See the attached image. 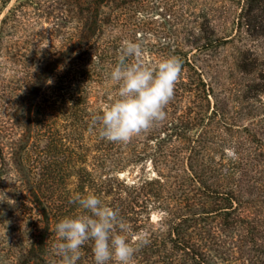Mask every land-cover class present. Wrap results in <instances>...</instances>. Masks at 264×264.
<instances>
[{"label":"rangeland","instance_id":"obj_1","mask_svg":"<svg viewBox=\"0 0 264 264\" xmlns=\"http://www.w3.org/2000/svg\"><path fill=\"white\" fill-rule=\"evenodd\" d=\"M85 1L0 0V264L23 262L32 225L42 218L30 192L38 147L65 136L71 149L81 140L74 131L76 105L86 98L90 109L103 107V97L117 91L77 57ZM104 1L102 45L109 39L119 50L123 40L139 42L148 66L170 56L190 63L166 118L108 146L113 164L125 166L118 176L162 177L173 208L179 190L197 184L190 181L194 173L213 157L221 163L215 169L242 167L229 183L238 179L240 197L251 198L261 178L260 160L252 156L264 146V0ZM81 68L89 72L84 83L77 81ZM86 147L91 153L90 141ZM209 173L207 182L216 181ZM160 216L152 211L150 220Z\"/></svg>","mask_w":264,"mask_h":264},{"label":"trees","instance_id":"obj_2","mask_svg":"<svg viewBox=\"0 0 264 264\" xmlns=\"http://www.w3.org/2000/svg\"><path fill=\"white\" fill-rule=\"evenodd\" d=\"M105 3L104 0L85 1L75 46L79 48L77 57L87 59L91 65L94 78L107 82L119 50L109 39L103 45L100 43L108 26L101 11ZM90 42L89 49L84 50L83 46ZM181 61L182 68L190 66L186 59ZM88 68L78 69L77 81L82 75L87 77ZM115 95L104 96L102 104L109 103ZM82 100V104L76 105L74 122V131L81 140L72 143L70 149L66 137L62 136L38 147L41 149L34 154L31 202L42 218L39 224L32 225L31 243L21 264H58L53 249L57 240L54 225L65 216L81 214L77 205L69 203L70 196L76 192L99 196L126 219L130 236L136 233L146 236L148 242L138 248L133 264H264V146L252 156L260 160L261 183L258 182L251 198L240 197L238 179L229 183L230 179L239 177L242 167L215 169L221 163L210 157L206 160L208 166L194 173L190 180L198 183H188V192L179 190L172 208L165 201L162 177L118 176L125 166L113 164L114 159L107 152L112 142L101 140L96 132L89 131L92 116L103 107L90 109L86 98ZM161 133L169 139L168 128ZM87 141L91 142V153L86 147ZM209 171L217 176L212 183L206 180ZM71 176H74L72 183L68 181ZM193 191L196 196L190 197L188 193ZM152 211L161 214L155 223L150 220ZM77 264H94L90 242L82 246Z\"/></svg>","mask_w":264,"mask_h":264},{"label":"clouds","instance_id":"obj_3","mask_svg":"<svg viewBox=\"0 0 264 264\" xmlns=\"http://www.w3.org/2000/svg\"><path fill=\"white\" fill-rule=\"evenodd\" d=\"M143 56L141 43L121 42L109 74L118 86L115 98L91 119L89 131L101 140L127 143L166 118L165 108L182 71L181 58L170 56L148 66ZM231 155L235 157V152ZM69 203L77 205L81 214L65 216L54 225L58 264H77L82 246L89 242L94 264H133L138 248L148 241L140 233L130 236V226L119 210L93 193H73Z\"/></svg>","mask_w":264,"mask_h":264}]
</instances>
